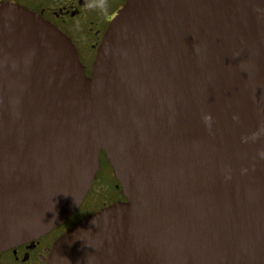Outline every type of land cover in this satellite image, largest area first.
I'll use <instances>...</instances> for the list:
<instances>
[{"label":"water","instance_id":"1","mask_svg":"<svg viewBox=\"0 0 264 264\" xmlns=\"http://www.w3.org/2000/svg\"><path fill=\"white\" fill-rule=\"evenodd\" d=\"M101 153L127 201L47 264H264V0H126L90 77L0 4V252L71 217Z\"/></svg>","mask_w":264,"mask_h":264},{"label":"flooded vegetation","instance_id":"2","mask_svg":"<svg viewBox=\"0 0 264 264\" xmlns=\"http://www.w3.org/2000/svg\"><path fill=\"white\" fill-rule=\"evenodd\" d=\"M126 0H0L33 12L65 34L76 48L86 76L92 74L97 48L110 21ZM121 185L105 155L91 190L79 208L59 228L36 240L0 252V264H47L56 240L87 215L117 202H125Z\"/></svg>","mask_w":264,"mask_h":264}]
</instances>
